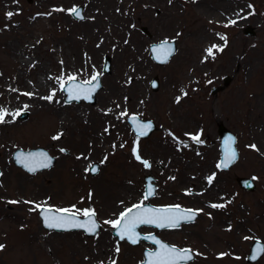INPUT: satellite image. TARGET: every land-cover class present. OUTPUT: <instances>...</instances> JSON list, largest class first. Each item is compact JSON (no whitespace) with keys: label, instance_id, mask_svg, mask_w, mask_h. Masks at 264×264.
Segmentation results:
<instances>
[{"label":"rangeland","instance_id":"374dc122","mask_svg":"<svg viewBox=\"0 0 264 264\" xmlns=\"http://www.w3.org/2000/svg\"><path fill=\"white\" fill-rule=\"evenodd\" d=\"M107 1L0 0V86L13 83V74L19 70L26 73L27 87L33 76L40 79L46 75L52 77L54 71L61 73L55 94L62 104L58 114L67 116L71 126H62L52 109L47 110L45 106L34 109L20 103L10 106L9 113L14 118L12 125L0 123V149L7 132L16 129V140L8 155L5 158L0 155V221L4 217L12 218L8 211L23 213L26 217L18 224L10 219L14 236L6 239L8 235H3L1 264H113V261L115 264H139L143 260L144 247L153 248L154 245L145 240L138 245L119 240L111 225L104 222L116 219L126 208L141 202L147 174H152L157 184L151 203L202 210L193 222L158 231L164 240L194 251L195 259L187 264H264V254L255 262L247 260L253 241L256 238L264 241V0H234L244 5L248 12L235 24H227L225 20L218 23L220 14L212 13L209 6L185 0H153L152 8L135 13L130 25L133 34L146 44V69L141 73V81L148 100H139L135 95L136 102L127 100L120 105L117 123L124 129L125 136L115 149L105 143L111 136L107 133L106 120L99 118L97 110L108 105L104 91L110 86V77L121 65H136L137 62L131 56V49L111 48L113 37L121 36L119 32L107 28L99 18L94 21L89 18L101 8L107 9ZM130 1L133 6L140 5L138 10L142 9L138 0ZM78 5L84 6L83 19L73 17L68 11ZM9 11L14 13L11 18L5 15ZM169 11L174 12L175 19L168 16ZM196 19L205 24V29L218 24L214 30L216 35L239 37V60H233L231 49L224 46L225 41L220 38L217 42L224 50L215 51V59L209 57L207 60L202 50L199 54L203 61L196 63L193 48L204 42L200 33L203 28L195 26ZM248 25L254 27V34L244 32ZM143 26L149 33L142 30ZM165 39H175L177 51L170 61L159 64L152 59L149 47ZM54 40L60 42L53 46L56 52L50 56L46 49ZM105 57L111 60L107 72L104 71ZM22 59L30 62L21 66ZM242 59L248 63L241 62ZM43 63L47 65L46 73L39 69ZM97 72L102 88L96 94V102L65 101L66 93L61 84H65L69 76L89 80ZM154 76L160 81L156 91L150 85ZM225 76L231 79L226 85ZM221 85L212 92L213 87ZM185 92L187 95H183ZM177 97H181L178 103ZM17 98L19 96L13 94V99ZM5 102L6 96L0 89V105ZM17 111L20 114L13 115ZM125 112L127 114L121 116ZM132 114L152 119L157 129L148 137L137 139L127 120ZM219 122L237 135L239 158L230 169L217 167L221 155ZM57 126H61L63 134L53 141V129ZM85 128L96 131L108 148L102 153L89 148L83 141L88 135H84L83 140L81 137ZM182 129L185 134H199L202 142H187L181 136ZM37 146L45 147L57 158L55 165L29 172L14 162L15 149ZM134 148L151 167L146 168L142 160L135 159ZM192 148L198 156H192ZM123 155L127 164L118 167L120 160H125ZM93 162L99 163L96 174L86 171ZM189 164L194 165L200 175L213 176L212 184H207V192L195 194L194 189L188 188L189 179L183 180L182 171ZM17 173L22 174L21 179L14 178ZM117 173L127 176L126 182H116L118 193L109 189L102 199L97 185L107 183L106 178ZM242 175L255 179V190H245L239 185L236 177ZM210 191L221 195L218 204L226 207L211 208L208 204L213 198ZM37 203L54 209L73 206L81 210L95 209L101 229L93 236L80 229H47L39 210H32ZM38 230L47 235L50 243L46 247L37 243L38 247L26 254L20 249H10L17 246L14 241L25 240L26 235ZM141 231L152 232L156 228L142 226ZM117 244L118 253L115 251Z\"/></svg>","mask_w":264,"mask_h":264},{"label":"bare ground","instance_id":"6f19581e","mask_svg":"<svg viewBox=\"0 0 264 264\" xmlns=\"http://www.w3.org/2000/svg\"><path fill=\"white\" fill-rule=\"evenodd\" d=\"M186 2H189L190 4H202L207 5L212 9V13H219V20L218 23H222L223 20L229 24L230 21H240L244 19L248 12L244 5L238 4V2H234V0H185ZM115 3V6L113 7V4ZM138 4H142V9L138 10L137 8L140 5H134L130 0H108L107 1V9H102L95 14L90 15V20H95L96 18L101 19V21L106 23V27L112 30L113 32L117 33L119 32L121 36H118L117 38L113 37L111 48H126L131 49V56L133 59H136L137 64L136 65H121L120 68L117 70V73L115 75H112L109 79L108 90L105 89L104 95L106 101H108V105L104 108H98L97 115L99 118H102L106 120V125H108L107 133L111 136L110 140H106V144H109V148H118V144H120L124 140L125 131L120 127V125L117 123L119 120V108L122 103L126 102L127 100L136 102L137 99L147 101L148 96L144 94V86L142 80V71L146 69V63L144 62L145 59V50H146V44L145 42L137 38L135 34H133L134 30L131 27V20L133 19V16L136 14H141L143 11L152 8L153 5H155V2L153 0H138ZM206 6V7H207ZM174 12L169 11L168 16L175 19ZM201 26L203 29L201 30L202 39L204 42L200 43L199 45H195L193 48L192 56L195 59L196 63H202L203 57L200 56V52L202 50L205 51L208 47L211 45H218L217 40L220 39V35H216L214 32L215 29H217L218 24H212L208 25V28L205 29V24L200 23L196 19L195 26ZM210 29L212 32H210ZM227 44L226 46L231 49L233 53V60L238 61L239 60V48L241 44V40L239 37H232V38H226ZM60 41H53L52 46H48L46 49V52L50 56H53V54L56 52V49L53 47L55 44H58ZM198 54L200 57H198ZM30 61L28 59H22L20 62L21 66H25ZM241 62H246L244 59L241 60ZM243 66H246L245 63H242ZM47 68V65L45 63L39 65V69L45 71ZM138 68H140L138 70ZM34 75L33 73H31ZM61 80V73H57V71H54L52 77L43 76L40 79H37L36 76H33V80H31L30 87L28 86V83L26 82V73L23 70H19V72L13 74V83L11 84H2L0 86L1 91L6 96V102L5 105H0L2 108L10 110V106L13 103H20L21 105H26L29 107H32L34 109H41L42 107H46L47 110L52 109L54 112V115H57L59 117V122L62 124V126L71 127L70 123L67 121V116H63V114H58V112H61L62 104L60 97L53 96V99L51 101L43 99V97H47L53 92L56 94L57 92V83ZM51 83V86H48ZM25 93H31L32 95H25ZM13 94H17L19 98L13 99ZM135 95H138V98H135ZM10 112V111H9ZM5 124L12 125V122L14 121V118H12L10 115L5 117ZM206 126V125H203ZM16 129L9 130L7 132V135L5 136L6 140L2 143V148L0 149V155L2 158H5L8 155V152L13 145L14 141L16 140L15 136ZM31 132L35 133L33 130ZM53 137L59 136L61 137V134H63V129L60 127H56L53 129ZM181 136L187 140V142H190L191 139L185 134L184 129H182ZM84 135H88L85 139ZM52 140L55 141V139ZM82 140L87 143L89 148L96 151L97 153H102L104 148L106 147L102 141L100 140L99 135L96 131L90 132L89 129L85 128V130L81 133ZM195 148V147H194ZM192 148V152L194 151L193 157L198 156L195 155V150ZM125 157V155H123ZM127 164V159L125 157L124 159H121L118 163V167H125ZM194 165L189 164L188 168L183 167L182 174H184L183 180L189 179V186L188 188H192L193 193L199 194L203 192H207V184H212L208 182V173H204L200 175L195 170ZM195 171L194 173H191L192 171ZM189 173V174H188ZM15 179H21L22 174L17 173L14 177ZM127 176H123L121 174H116L115 176H108L106 178L107 183H102L97 185V193L101 194L102 199L105 198V194H107L105 191L109 189H114V193L116 191L115 184L116 182L124 183L126 182ZM190 179L192 181H190ZM197 191V192H196ZM215 191H210L209 194L213 196V198L208 202L209 206L211 207L212 204H218L220 201L221 195H217L214 193ZM118 193V191H116ZM213 208V207H211ZM8 214L12 215V218H2L0 221V244L3 242L4 238L3 235H8L5 238L6 239H13V226L10 223V219H12L16 224L18 222L23 221L26 217L23 213H16L15 211H8ZM25 240L21 241H14V244H16V247L10 248L11 250H22L23 253H28L33 248H37V243H40L43 246H47L49 241H47V235H43L41 231L32 232L25 236ZM19 246V248H17ZM51 246V245H50ZM1 264V262H0ZM53 264V263H50Z\"/></svg>","mask_w":264,"mask_h":264},{"label":"snow or ice","instance_id":"6c2138e0","mask_svg":"<svg viewBox=\"0 0 264 264\" xmlns=\"http://www.w3.org/2000/svg\"><path fill=\"white\" fill-rule=\"evenodd\" d=\"M58 11H64V9H57ZM68 11L74 14L77 18L83 19L81 13L77 7H73L68 9ZM7 18L13 17L14 13L9 11L6 14ZM229 23L235 24L236 21H230ZM227 26V25H225ZM222 40L225 41V45L227 44L226 37L221 36ZM157 53L163 51V56H157V59L167 60L168 56L171 55L173 49L170 46V42L168 40H164L159 46L153 49ZM224 47L219 45H211L207 49H205L206 56L204 57L207 60L209 57L215 59V51L222 52ZM99 77L100 73H95L91 76L89 80L83 81L79 84H73L66 91L69 93V100H79L81 98L91 99V93L96 91L99 85ZM69 80L74 81L76 79L75 76H69ZM96 83H93V82ZM61 89H64L63 83L61 84ZM25 95H32L31 93H25ZM55 93L53 92L47 97H43V99L51 101ZM183 95H187V93H183ZM181 97H177V103ZM27 107V106H25ZM8 109L0 107V123H5V117L10 115ZM19 111H17L13 115H19ZM127 113H121V116L126 115ZM132 122L135 125V132L137 134V139L139 137L146 136L148 131L151 129V122L142 123L137 120L136 116L132 117ZM190 135V138L195 143H201L199 134H187ZM59 136L53 137V139H58ZM225 155L224 158L217 164V167H228L231 163H233L237 158V153L235 149L232 147L234 143L233 137H228L225 141ZM250 147L256 148L255 145H251ZM61 151H65L61 149ZM136 153L135 159L141 161L142 158L138 154L137 149H133ZM16 159L19 163L23 164L30 172H35L37 167H48L50 163V158L47 157L46 153H29L27 155L23 153H17ZM144 167H151L149 161L142 160ZM96 171L91 165L86 171ZM171 179H175L172 177ZM208 182L211 183L213 180V176H209ZM154 194V188L149 184L147 190L143 194V199L140 203L134 204L131 207L126 208L122 211L119 216L114 220H107L104 223L111 225L113 229L116 230V235L120 240L127 239L133 244L138 243L141 239H146L153 241L156 245H158V250L156 251H148L147 259L145 264H187V262L192 261L195 253L192 252L191 249H179L176 246H170L159 239H157L153 235L141 236V234L137 231V228L141 225H154L157 228H177L180 226L181 222H192L195 220L197 214L202 210H194V209H183L179 205L165 206L161 208H153L149 206H145L143 201L147 200L150 196ZM191 194V193H189ZM89 198H91V194H89ZM9 203H19L18 201H9ZM26 203H32L27 202ZM213 208H223L226 207L224 204H212ZM40 210L43 214L44 223L48 228L52 229H69V228H82L85 229L89 233H95L97 229L100 227L99 223L96 220V212L95 209L84 208L77 209L75 206L72 208H63V209H51L45 208L41 204H35L32 209ZM46 213H53L52 215H47ZM83 215L86 219L80 220L79 217ZM4 245L0 244V249H3ZM115 251L118 253L120 251L119 245ZM257 252H264V246L258 247ZM255 259V256L252 257ZM115 264V261H113Z\"/></svg>","mask_w":264,"mask_h":264},{"label":"water","instance_id":"95a60500","mask_svg":"<svg viewBox=\"0 0 264 264\" xmlns=\"http://www.w3.org/2000/svg\"><path fill=\"white\" fill-rule=\"evenodd\" d=\"M31 1V0H30ZM78 9H79V11H80V13H81V16H83L84 17V6L83 5H78V6H76ZM75 18H77L74 14H72ZM78 19H80V18H78ZM142 30L144 31V32H146V33H149V31H148V29H147V27L146 26H143L142 27ZM244 32L246 33V34H254L255 33V29H254V27L253 26H250V25H248V26H246L245 28H244ZM165 40H167V39H165ZM164 40H160V41H158V42H153V43H151L150 44V47H149V50H150V52H151V56H152V59L156 62V63H159V64H165V63H167L170 59H171V57L175 54V52L177 51V44H176V40L175 39H171V40H168L169 42H170V46H171V48L173 49V51H172V53H171V55L170 56H168V58H167V60H162V59H157V56L158 55H160L161 57L163 56V51H161L160 53H157L156 51H154L153 49L154 48H156L157 46H159L162 42H163ZM110 67H111V60L108 58V57H105L104 58V71H109L110 70ZM231 79H230V77L229 76H225L224 77V85H226V84H228V82L230 81ZM83 81H86V80H79V79H75L74 81H72V80H68V82L66 83V84H64V91H65V93H66V96H65V101L66 102H71V101H73V100H75V99H73V100H69L68 99V95H69V93L66 91L68 88H70L73 84H79V83H81V82H83ZM93 83H96L95 81L93 82ZM99 85H100V87H98L97 89H96V91H94V92H92L91 93V99H85V98H81V99H79V100H76V101H81L82 99H84L86 102H91V103H94V102H96V94H97V92L102 88V83H101V77H99ZM150 85H151V88L153 89V90H158L159 89V85H160V81H159V77L158 76H154L152 79H151V83H150ZM222 87V85L221 86H215V87H213V89H212V92L213 93H215L219 88H221ZM25 115V114H24ZM133 116H136L137 117V120L139 121V122H142V123H148V122H151V125H152V127H151V129L148 131V133H147V135L146 136H143L142 138H146V137H148L154 130H156L157 129V125H156V123L152 120V119H149V118H147V119H143V118H141V117H139L137 114H132V115H130V116H128V122L131 124V127H132V129H133V131H134V134L137 136V134H136V132H135V125L133 124V122H132V117ZM218 132H219V135H220V151H221V158H220V160H219V162L224 158V155H225V143H224V141L228 138V137H233L234 138V143L232 144V147L235 149V151H236V153H237V158H236V160L233 162V163H231L228 167H226V168H224V167H220L221 169H229L236 161H237V159L239 158V150H238V148H237V145H236V142H237V135L231 130V129H229L227 126H225V124L223 123V122H219L218 123ZM17 153H23V154H25V155H27V154H29V153H35V154H40V153H46L47 154V157H49L50 158V163H49V166L48 167H37V170L35 171V172H37L38 170H42V169H45V168H50V167H52L55 163H56V161H57V158L54 156V155H52L50 152H49V150H47L45 147H43V146H37V147H32V148H29V149H23V148H17V149H15L14 150V152H13V159H14V162L17 164V165H19V166H21V167H23L24 169H26L27 171H29L23 164H21V163H19L18 161H17V159H16V154ZM91 166L93 167V168H95L96 169V171H91V170H89V172L91 173V174H96L98 171H99V163L98 162H93L92 164H91ZM30 172V171H29ZM0 173H1V168H0ZM144 179H145V191L147 190V188H148V186H149V184H151V186L154 188V194L152 195V196H150L148 199H147V201L146 202H144V205L145 206H149V207H153V208H161V207H165V206H172V205H175V204H170V205H155V204H153V203H151V201H150V199L153 197V196H155V194H156V190H157V184H156V179H155V177L152 175V174H147V175H145L144 176ZM236 180L238 181V183H239V185L242 187V188H244V189H246V190H250V191H253V190H255L256 189V186H257V184H256V182H255V180H254V178L253 177H251V176H244V175H242V176H237L236 177ZM180 206V205H179ZM181 208H183V209H192V208H187V207H182V206H180ZM45 208H51V209H53V210H55L53 207H45ZM195 210V209H194ZM47 215H52L53 213H46ZM39 215H40V217L42 218V223H43V226H45L46 228H48L46 225H45V223H44V218H43V214L41 213V211H39ZM198 215H199V213L197 214V216L195 217V219L198 217ZM96 220H97V222L99 223V225H100V227L97 229V231L95 232V233H89V232H87L85 229H82V228H69V229H54V230H73V229H82V230H84V232L87 234V235H89V236H92V235H96L97 233H98V231L101 229V223L99 222V220L97 219V214H96ZM79 219L80 220H84V219H86L85 217H83V216H80L79 217ZM193 222V221H192ZM182 223H190V222H181V224ZM181 224H180V226H181ZM143 225H141V226H139L138 228H137V231L141 234V236H147V235H153V236H155L157 239H159L160 241H162V242H164V243H166V244H168V245H170V246H176L177 248H179V249H190V248H188V247H183V248H181V247H179V246H177V245H175V244H172V243H170V242H168V241H166V240H164L163 238H161V236H159L158 235V233H157V231H159V230H162L161 228H157V231H154V232H149V233H144V232H142L141 231V227H142ZM147 226H153V227H155L154 225H147ZM179 226V227H180ZM179 227H177V228H179ZM48 229H52V228H48ZM164 229V228H163ZM173 229V228H172ZM113 233L116 235V230L115 229H113ZM117 236V235H116ZM118 237V236H117ZM118 239H119V237H118ZM120 240V239H119ZM127 240V239H126ZM141 240H146V239H141ZM141 240L138 242V243H136V244H133V243H131L130 241H128L129 243H131L132 245H138V244H140V242H141ZM147 242H149V243H152L155 247H153V248H149V247H145L144 248V250H143V255H144V258H143V260L139 263V264H145V261H146V259H147V252L148 251H156V250H158V245H156L153 241H150V240H146ZM261 246H264V241L262 240V239H260V238H257V239H255L254 240V242L251 244V247H250V252H249V254H248V256H247V260L249 261V262H255V261H257L263 254H264V252H257V248L258 247H261ZM192 252H193V250H192ZM194 253V252H193ZM253 256H255V259H252V257ZM195 259V255H194V258H193V260ZM189 262H191V261H189ZM188 263V262H187ZM182 264H183V262H182Z\"/></svg>","mask_w":264,"mask_h":264}]
</instances>
